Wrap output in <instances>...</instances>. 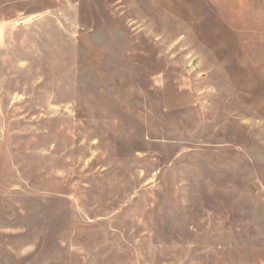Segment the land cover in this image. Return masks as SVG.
I'll return each mask as SVG.
<instances>
[{
  "label": "rangeland",
  "instance_id": "rangeland-1",
  "mask_svg": "<svg viewBox=\"0 0 264 264\" xmlns=\"http://www.w3.org/2000/svg\"><path fill=\"white\" fill-rule=\"evenodd\" d=\"M0 264H264V0H0Z\"/></svg>",
  "mask_w": 264,
  "mask_h": 264
}]
</instances>
